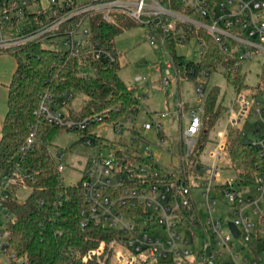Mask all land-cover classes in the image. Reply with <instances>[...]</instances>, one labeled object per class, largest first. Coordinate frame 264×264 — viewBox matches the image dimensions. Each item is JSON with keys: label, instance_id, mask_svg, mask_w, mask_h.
<instances>
[{"label": "built area", "instance_id": "1", "mask_svg": "<svg viewBox=\"0 0 264 264\" xmlns=\"http://www.w3.org/2000/svg\"><path fill=\"white\" fill-rule=\"evenodd\" d=\"M48 1L49 6L42 8L37 4L39 0H0V51H13L39 42L52 44L50 47L54 48L57 38H61L63 49L60 50L70 56L90 55L97 62L115 67L118 52L114 42L101 43L91 39L89 16L98 15L108 22L114 15H120L147 28L152 43L158 36L162 46L180 24L185 30L182 27L178 30L181 39L178 45L189 41L194 30H203L239 61L264 58V0H180L182 11L171 9L169 0ZM197 41L201 46L202 42ZM171 68L174 67L170 63L165 71V86L172 82ZM176 74L179 73L176 71ZM196 93L199 105L189 110L182 134L186 155L191 153L202 127L206 95L202 89H197ZM69 101L71 96L56 102L44 95L38 114L48 124L80 131L86 130L91 123L102 122L98 115L80 122L66 120L61 107ZM263 101L264 98L259 101L253 95L237 94V111L235 106L227 111V125L242 131L250 117L256 118L253 140H246V143L258 152L262 164L251 188L239 187L233 177L223 178L222 169L217 166L226 147V129L221 140L215 142V151L209 155L211 166L203 167V177L192 179L190 184H177L175 188L165 183L135 184L133 177H125L120 171L113 150H109L106 156L88 160L81 181L89 205V209L83 212V226L88 223L101 225L129 238L123 242L115 239L107 247L102 245L89 252L87 259L96 264H248L240 254L252 255L247 246L257 239L261 240L259 246L264 254ZM158 127L161 129L160 125ZM121 128L120 124L114 127L116 132H121ZM151 128V124L146 123L142 130ZM244 136L247 138L248 133L245 132ZM28 143H32L31 138ZM60 157L63 158L64 154ZM59 170H63V164L59 165ZM140 171L145 173L147 170L143 167ZM138 178L144 177L140 175ZM11 183L10 177L2 178L0 207L14 195ZM195 190L200 192V206L209 214L214 212L217 202L223 200V205L230 211V221L223 224L211 217L203 220L194 200ZM123 207L141 214L128 217L120 212ZM9 217L6 212V218ZM228 223L239 230L237 238L233 237ZM185 231L191 236L189 240L182 238ZM196 231L203 238L201 250L195 246ZM207 231L214 236V246L209 242ZM7 237V231L0 225V252L5 251L3 246L7 245ZM231 239L241 240V247L235 252ZM190 244L192 247L189 248ZM224 254L228 255L227 261L221 260ZM10 261L20 264L14 255ZM251 264L261 263L254 260Z\"/></svg>", "mask_w": 264, "mask_h": 264}, {"label": "trees", "instance_id": "2", "mask_svg": "<svg viewBox=\"0 0 264 264\" xmlns=\"http://www.w3.org/2000/svg\"><path fill=\"white\" fill-rule=\"evenodd\" d=\"M169 1L171 9L182 11L180 0ZM89 22L91 39L101 43L114 42V38L124 30L138 26L120 15H114L108 22L98 15H91ZM180 27L185 30L178 24L163 46L178 75L195 79L200 74L209 76L223 69L226 81L236 93L248 88L243 76L238 73L241 61L225 52L203 30H194L189 36L202 42L199 60L188 62L177 56ZM45 44L39 42L13 51H0V54L12 55L16 60L15 71L7 85V111L0 123V174L2 178L8 176L12 179L13 192L16 189L17 192L21 186L28 190V195L22 201L14 192L3 202V209L10 214L7 218L9 221L3 226L8 233L4 252L9 254V259L14 255L20 264H96L87 259L89 252L102 245L107 247L115 239L123 242L129 236L93 223L83 226V212L89 209L84 188L81 183L74 186L62 184L59 165L63 160L60 154L65 156V151L58 149L53 154L51 143L61 132H77L85 142L88 136H92V128L103 123H111L115 127L126 113H137L138 99L135 90L127 87L119 78L118 65L109 67L103 61H95L90 55L72 57L57 49L55 44L54 48ZM254 89L264 91L262 86ZM44 95L56 102L71 96V101L61 107L66 120L80 122L98 115L102 117V122L91 123L84 131L48 124L38 114ZM78 95L82 98L81 105L74 107L72 101ZM217 98V90L205 96L201 131L191 153L182 155L185 156L184 160H180L172 173L160 172L152 161L148 162L123 143L115 148V142L100 144L113 150L120 171L124 172L125 177H133L135 184L165 183L173 188L177 184H190L192 179L198 180L204 175L200 155L210 142L209 131L222 118L223 110L217 106ZM133 107L136 109L132 110ZM244 133L227 125L225 150L230 163L228 171L232 173L230 177L239 187L247 189L255 184L262 160L258 152L246 143ZM30 138L32 143H28ZM139 138L143 140L141 136ZM143 167L147 170L145 173L140 171ZM140 175L144 178L139 179ZM119 210L128 217L141 214L126 207ZM260 241L255 240L247 248L258 263L264 264L257 255Z\"/></svg>", "mask_w": 264, "mask_h": 264}, {"label": "rangeland", "instance_id": "3", "mask_svg": "<svg viewBox=\"0 0 264 264\" xmlns=\"http://www.w3.org/2000/svg\"><path fill=\"white\" fill-rule=\"evenodd\" d=\"M35 1V0H30ZM62 0H59L61 2ZM37 3V2H36ZM42 8L49 6L48 0H39L37 3ZM147 28L141 26H132L124 30L114 38L115 49L118 52V76L122 82L129 88L135 90L138 99L137 113L128 112L119 122L122 125L121 132H116L111 123H103L92 128L91 135L82 141V136L77 132H61L51 143V150L54 154L56 150L65 151L61 172L62 184L64 186L78 185L82 181V175L85 172L87 161L99 156H106L109 150L100 143H113L117 145L125 144L127 147L139 153L148 162H153L160 172H174L175 167L180 160H184V143L182 134L186 129L189 110L195 109L199 105V98L196 90L202 89L205 95L211 91H218L217 106H220L221 119L217 121L215 127L208 133V142L203 153L200 155V162L204 166H211L212 160L209 155L215 151V142H219L227 125V111L235 105L237 94L253 95L259 101H262L264 91H256L257 86L264 87V58L255 57L249 60H242L238 66V73L243 76L244 83L248 88L242 89L236 93L233 87L226 81V72L219 69L217 72L207 76L200 74L195 79L184 78L176 74L174 68L170 69L172 82L170 85H164L166 77L165 71L170 64V58L160 43V38L155 36L153 43L150 40V33ZM57 49H63L61 38L55 41ZM52 44H45L50 47ZM176 55L183 57L188 62H197L199 60V44L195 37L182 45L176 46ZM16 67V60L12 55L0 54V123L7 111V85L11 82ZM81 96H76L72 101L74 107L81 105ZM264 107V101L262 103ZM183 107V108H182ZM183 110H182V109ZM136 108H132L135 110ZM163 115H166L163 117ZM151 124L149 131L142 130L144 124ZM256 118L250 117L244 131L248 137L244 140H253L252 131L255 128ZM161 126V129L158 127ZM241 125V124H240ZM142 137L141 140L139 137ZM227 141V135L225 134ZM121 142V143H120ZM123 143V144H122ZM112 145V146H113ZM112 148V149H113ZM149 158V159H148ZM217 166L222 169L221 175L224 177L232 176L229 172L230 163L226 155V150L221 155ZM227 170V172H225ZM2 175L0 174V195L2 193ZM17 190V189H16ZM16 197L22 201L28 195V190L22 186L16 192ZM195 203L203 220L213 218L221 220L223 224L230 221L229 213L223 205V200H219L215 206L214 212L210 214L200 206L201 197L198 190L193 191ZM9 220L6 218V212L0 207V225L4 226ZM257 223V219L253 218ZM225 234L228 235L224 227ZM181 233V232H180ZM209 242L215 245L214 236L207 231ZM182 238L190 239L191 236L185 231ZM234 252L241 247L240 239H231ZM195 246L201 250L203 238L201 234L195 232ZM192 247L191 244L189 248ZM209 251V249H208ZM207 251V252H208ZM257 255L264 263V254L257 248ZM245 258L248 264L255 259L253 255L240 254ZM221 260L227 261L228 255L224 254ZM9 262V254L0 252V264Z\"/></svg>", "mask_w": 264, "mask_h": 264}, {"label": "water", "instance_id": "4", "mask_svg": "<svg viewBox=\"0 0 264 264\" xmlns=\"http://www.w3.org/2000/svg\"><path fill=\"white\" fill-rule=\"evenodd\" d=\"M228 228L234 238H237L239 236V230L232 223H228ZM6 249H7V245L5 244L3 246V250H6Z\"/></svg>", "mask_w": 264, "mask_h": 264}, {"label": "crops", "instance_id": "5", "mask_svg": "<svg viewBox=\"0 0 264 264\" xmlns=\"http://www.w3.org/2000/svg\"><path fill=\"white\" fill-rule=\"evenodd\" d=\"M181 77H183V75L181 74ZM4 119V118H3ZM226 127H227V125H226ZM226 129V128H225ZM225 172H227V170L225 171ZM221 173H222V171H221ZM223 177V176H222Z\"/></svg>", "mask_w": 264, "mask_h": 264}]
</instances>
